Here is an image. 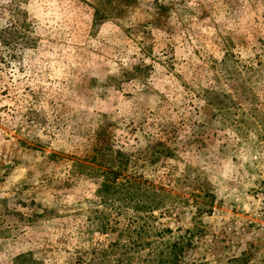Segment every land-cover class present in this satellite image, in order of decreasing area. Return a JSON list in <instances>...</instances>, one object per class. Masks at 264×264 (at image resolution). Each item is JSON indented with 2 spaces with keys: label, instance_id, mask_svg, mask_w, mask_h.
<instances>
[{
  "label": "rangeland",
  "instance_id": "rangeland-1",
  "mask_svg": "<svg viewBox=\"0 0 264 264\" xmlns=\"http://www.w3.org/2000/svg\"><path fill=\"white\" fill-rule=\"evenodd\" d=\"M13 9L27 45L0 43V264L108 245L102 212L150 216L179 264H264V0H0V33ZM108 145L152 215L99 204L87 167Z\"/></svg>",
  "mask_w": 264,
  "mask_h": 264
},
{
  "label": "trees",
  "instance_id": "trees-1",
  "mask_svg": "<svg viewBox=\"0 0 264 264\" xmlns=\"http://www.w3.org/2000/svg\"><path fill=\"white\" fill-rule=\"evenodd\" d=\"M111 1V0H109ZM162 11H166L161 6ZM10 23V28H6L0 33V43L2 46L14 47L21 44L26 46V37L20 29L27 28L25 22L21 23L18 28V14L15 15ZM99 11V10H98ZM96 11V14H99ZM20 13V11H18ZM18 28V30H17ZM21 42V43H20ZM16 59V57L12 56ZM101 135V132L99 133ZM157 147V148H156ZM164 144L155 145L147 156L156 158L157 154H165ZM96 155L93 157V164L100 160L97 168L95 166L87 167L90 171L89 176L99 180L97 190L98 202L105 208H111L119 211L133 210L137 214H151L152 203L145 200L140 191L147 188V180L139 177L135 172L129 170L130 158L122 152L114 151L110 146L95 148ZM152 215V214H151ZM148 217L129 218L128 222L121 226V222L106 216L105 213H97L94 218L93 227L102 234L116 235V238L109 242L108 245L94 247L92 250L75 249L73 256L67 264H179L184 255V247L179 242H165L168 229L157 231L158 240L150 239L151 231L145 229L148 223ZM143 222V223H141ZM92 223V222H91ZM157 241V242H156ZM9 264H45L44 261L38 260L32 253H25L17 256Z\"/></svg>",
  "mask_w": 264,
  "mask_h": 264
},
{
  "label": "built area",
  "instance_id": "built-area-1",
  "mask_svg": "<svg viewBox=\"0 0 264 264\" xmlns=\"http://www.w3.org/2000/svg\"><path fill=\"white\" fill-rule=\"evenodd\" d=\"M263 200H264V197H263ZM257 216H258L257 221L259 222V224H261L264 227V212L259 213Z\"/></svg>",
  "mask_w": 264,
  "mask_h": 264
}]
</instances>
